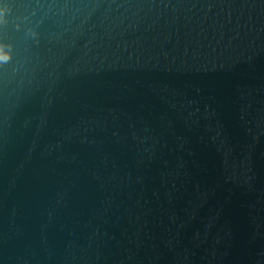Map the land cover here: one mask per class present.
<instances>
[{
    "label": "water",
    "instance_id": "obj_1",
    "mask_svg": "<svg viewBox=\"0 0 264 264\" xmlns=\"http://www.w3.org/2000/svg\"><path fill=\"white\" fill-rule=\"evenodd\" d=\"M4 3L0 264H264V0Z\"/></svg>",
    "mask_w": 264,
    "mask_h": 264
},
{
    "label": "clouds",
    "instance_id": "obj_2",
    "mask_svg": "<svg viewBox=\"0 0 264 264\" xmlns=\"http://www.w3.org/2000/svg\"><path fill=\"white\" fill-rule=\"evenodd\" d=\"M9 13V6L7 3L0 4V25H3L7 22V17ZM33 36H37L38 33L36 31H32ZM0 47H3V45H0ZM14 57V52L9 49L6 53H0V62L3 63H9L11 62V59Z\"/></svg>",
    "mask_w": 264,
    "mask_h": 264
}]
</instances>
